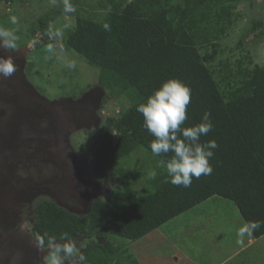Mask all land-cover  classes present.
<instances>
[{
    "label": "trees",
    "instance_id": "1",
    "mask_svg": "<svg viewBox=\"0 0 264 264\" xmlns=\"http://www.w3.org/2000/svg\"><path fill=\"white\" fill-rule=\"evenodd\" d=\"M239 1L119 0L108 3L109 11L100 20L75 18L64 44L98 67L96 86L104 99L124 96L130 105L118 116L106 117L99 129L85 130L89 173L106 187L115 182L111 193L93 198L83 214L49 199L37 202L30 227L36 241L47 234V246L48 237L90 234L96 242L82 252L84 264H138L131 251L111 243L109 236L142 239L211 196L231 201L245 224L264 222V66L255 62L250 49L243 48L233 61L219 55ZM246 34L244 30L238 36V49ZM171 78L192 89L182 127L194 126L206 111L211 113L213 128L200 142L215 140L218 145L210 160L213 171L193 178L185 188L171 184L166 167H160L157 177L138 192L134 186L140 175L130 153L143 147L153 166L167 162L173 153H152L155 138L137 106ZM251 235H264V224Z\"/></svg>",
    "mask_w": 264,
    "mask_h": 264
},
{
    "label": "rangeland",
    "instance_id": "2",
    "mask_svg": "<svg viewBox=\"0 0 264 264\" xmlns=\"http://www.w3.org/2000/svg\"><path fill=\"white\" fill-rule=\"evenodd\" d=\"M117 1L119 0H71L76 10L74 13H65L63 0H0V28L11 30L17 36L16 49L9 50L17 51L20 48L26 50V60L20 64V68L23 84L28 88L29 94L37 95L47 101H57L61 98L76 100L82 98L89 90L98 89L96 86L98 67L89 64L82 56L68 48L63 39L66 31L74 25L77 16L100 20L109 11L108 3ZM233 7L235 14L233 24L228 36L224 37L220 44L221 59L228 58L233 61L244 48L250 49L255 62L264 66V0H240ZM12 17L17 18L16 24L11 22ZM40 19L43 21V26L38 24ZM256 22H259L258 26ZM50 30L58 31L60 35L52 38L49 35ZM244 30L247 34L241 44L242 48L238 49V36ZM49 45H52V51H49ZM71 62L75 63L74 68L68 67ZM15 77L19 78V73ZM5 98L4 92L0 91V102ZM129 105L130 101L124 96L104 99L102 93L99 106L94 112L98 119L97 125L89 129L79 128L69 135L67 140L69 147L74 152L77 165L82 169L81 180L95 182L89 173L90 142L87 140L85 130L99 129L104 125L106 117L118 116ZM0 111H3L1 107ZM2 122L0 120V129ZM1 157L2 155L0 162ZM129 158L132 167L138 169V172H135L140 175V180L134 188L141 192L142 185L147 186L151 183L147 173L150 170L158 172L161 166L151 164L150 156L143 147L134 149ZM115 184L111 182L108 187L99 186L93 198H107ZM44 199L50 197L40 194L30 197L31 203L34 200V205ZM212 205L204 209L186 210L142 239L129 240L110 235L109 240L131 251L133 258L139 261L138 264H183V262L215 264L192 261L196 260V252L200 250L199 246L202 243L209 244L210 248L217 243L213 258H218L221 251L218 245L233 246L236 242H245V237L238 235L243 227V220L235 208L232 210L228 204L215 207ZM238 218L241 226L237 223ZM29 227L31 224L24 225L23 229L28 231ZM229 234H233L235 239L231 240L233 235ZM182 252L191 261L181 260ZM178 255L181 257L179 258ZM177 257L179 260L176 261ZM220 264H264V236L258 242L249 245L245 251Z\"/></svg>",
    "mask_w": 264,
    "mask_h": 264
},
{
    "label": "flooded vegetation",
    "instance_id": "3",
    "mask_svg": "<svg viewBox=\"0 0 264 264\" xmlns=\"http://www.w3.org/2000/svg\"><path fill=\"white\" fill-rule=\"evenodd\" d=\"M12 54L15 55V58L12 57L17 65V73L6 79L0 77V91L6 97L0 102L3 110L0 111V120L3 121L0 129V264H41L47 246L38 249L37 241L30 232L31 228L25 231L23 226L30 225L33 221L34 200L31 203L30 197L48 195L49 200H52L51 192L64 173V165L60 162L66 161L63 157L66 154L54 137L57 126L61 123L58 111L61 110L68 122L66 111L71 110L63 106L49 109L40 101L41 97L29 94L28 88L23 84L20 68V64L26 60V50L20 48L17 51H4L0 47V56ZM18 73L19 78H16ZM69 100L73 103L79 99ZM92 126L93 124L81 129ZM24 127L32 129L34 133L28 134L30 132ZM74 131H69L67 137ZM35 133L38 135H34ZM75 163L69 169L75 167L81 170L76 161ZM80 175L78 172L77 177ZM92 184L105 186L103 180ZM80 185L79 183L78 186ZM92 200L93 198L91 202ZM66 205L73 210L85 209L81 202L73 200H67ZM90 205L91 203L86 205L88 210ZM72 238L86 242L82 252L96 242V238L90 234H77Z\"/></svg>",
    "mask_w": 264,
    "mask_h": 264
},
{
    "label": "clouds",
    "instance_id": "4",
    "mask_svg": "<svg viewBox=\"0 0 264 264\" xmlns=\"http://www.w3.org/2000/svg\"><path fill=\"white\" fill-rule=\"evenodd\" d=\"M63 6L65 13H74L76 10L71 0H63ZM11 22L16 24L17 18L12 17ZM104 28L109 30V25L105 24ZM49 35L55 38L60 33L50 30ZM16 40L17 36L13 31L0 28V47L5 50L16 49ZM49 51H52V45H49ZM68 67L74 68L75 63H69ZM16 71L17 65L11 55L0 56V77L10 78ZM191 97L192 89L189 85L180 79L171 78L148 96L146 102L137 106V111L143 116L144 127L155 138L150 143L152 153L157 156L173 153L171 159L161 161L160 166L166 167L171 184L185 188L191 186L193 178L212 174L210 160L214 156L213 150L218 147L215 140L200 142V138L213 128L210 112L203 114L200 123L182 127L188 119L187 109ZM147 175L150 180H154L158 173L150 170ZM262 224V221H250L239 230L238 235L243 237L251 234ZM46 236L47 234L37 238L38 249H44ZM85 246L86 242H79L66 233L61 234L59 239L48 237L47 252L42 256L41 264H73L74 261L84 264L82 249Z\"/></svg>",
    "mask_w": 264,
    "mask_h": 264
},
{
    "label": "water",
    "instance_id": "5",
    "mask_svg": "<svg viewBox=\"0 0 264 264\" xmlns=\"http://www.w3.org/2000/svg\"><path fill=\"white\" fill-rule=\"evenodd\" d=\"M101 90L100 89H91L87 93H85L81 99L76 102H71L69 99L61 98L57 101H47L46 99H40L43 104L49 109L61 107L63 102L70 103L73 107L69 108L71 111H66V116L68 117V122L65 120V116L62 115L63 119H61V123L57 126V130L55 131V141L58 143V146H62L63 151L66 155L65 162H60V164L64 165V173L57 181L56 187H54V191H52V200L59 206L66 208L69 212L83 214L88 211V207L86 205L91 203V199L99 190L98 184H92L85 180H81L80 177H77L78 172L81 174V170L77 168H72V165H75V155L73 150L69 147L67 133L71 130H77L79 128H88L89 125L96 126L97 125V117L95 115V110L98 108L101 98ZM86 106L88 108V112L86 111ZM26 128V127H24ZM22 128V129H24ZM27 131L34 133L32 129L26 128ZM56 129V128H55ZM21 131V130H20ZM43 134V133H41ZM34 135H38L35 133ZM77 173V174H76ZM81 184L78 186V184ZM67 200H73L78 203H82L85 209L82 210H73L67 204ZM66 203H65V202Z\"/></svg>",
    "mask_w": 264,
    "mask_h": 264
},
{
    "label": "crops",
    "instance_id": "6",
    "mask_svg": "<svg viewBox=\"0 0 264 264\" xmlns=\"http://www.w3.org/2000/svg\"><path fill=\"white\" fill-rule=\"evenodd\" d=\"M230 201H227L226 199H223L219 196H211L209 198H207L206 200L202 201L201 203H199L198 205H196L195 209H204L206 207H209V205L213 204L212 207H215L217 205H224V204H228L230 206V208L232 210H234V208L238 211L237 207L235 205H233V203H229ZM202 206V207H201ZM239 212V211H238ZM239 216L241 217L240 213H239ZM210 218V217H209ZM242 218V217H241ZM193 219H194V216H193ZM240 218H238L237 220V223L240 225V222H239ZM243 220V219H242ZM245 225V222L243 221V226ZM241 226V225H240ZM221 227V226H220ZM223 228V225L222 227ZM156 231V229H155ZM152 233V232H150ZM149 233V234H150ZM229 235H233V234H229ZM264 235H262L261 237L259 238H254L251 234H245L244 237H245V242L243 243H239V242H236V245H233V246H229V245H224V244H220L218 246H220V254L218 256V258L214 257L213 258V252L216 253V248H215V245L217 244H214L213 246L211 245V248L209 247V244L208 245H205L204 243L201 244V246H199L200 250L198 252H196L197 254V258L196 260H192V261H196V262H200V261H205V262H211V263H215V264H220V263H224L225 261L229 260L230 258H232L233 256L239 254L240 252H243L246 250V248L249 246V245H252L256 242H258ZM235 237L234 235L231 237V240H234ZM237 239V238H236ZM205 240V239H204ZM208 240V239H207ZM178 257L180 258L181 256L178 255ZM176 258V261L179 260V258ZM184 259V260H183ZM191 261L189 258H187L186 255H183V252H182V257H181V260L183 261ZM139 262V261H138ZM183 264H185V262H183ZM196 264V263H194Z\"/></svg>",
    "mask_w": 264,
    "mask_h": 264
},
{
    "label": "bare ground",
    "instance_id": "7",
    "mask_svg": "<svg viewBox=\"0 0 264 264\" xmlns=\"http://www.w3.org/2000/svg\"><path fill=\"white\" fill-rule=\"evenodd\" d=\"M11 56H13V57L15 58V55L12 54ZM61 106L66 107V108H67V107H68V108L73 107L70 103H67V102H66V103L63 102ZM86 109H87L86 111L88 112V108H87V106H86ZM58 112H59V115H58V116L60 117V120L63 119V118H62L63 116H62V114H61V110H59Z\"/></svg>",
    "mask_w": 264,
    "mask_h": 264
}]
</instances>
